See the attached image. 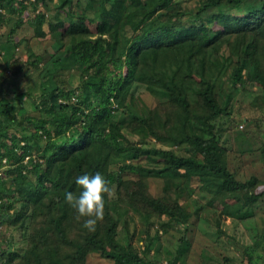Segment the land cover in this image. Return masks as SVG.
Instances as JSON below:
<instances>
[{
  "label": "trees",
  "instance_id": "1",
  "mask_svg": "<svg viewBox=\"0 0 264 264\" xmlns=\"http://www.w3.org/2000/svg\"><path fill=\"white\" fill-rule=\"evenodd\" d=\"M34 1L0 0V10L7 7L19 13L6 39L31 20L38 28L36 36L47 32L55 43L67 38L70 44L63 51H55L47 61L39 52L27 55L32 68L44 64L41 75L45 106L29 94L10 96L4 87L7 74L0 70V116L24 122L25 127L35 126L26 135H19L18 129L13 134L0 132L4 137L0 140V226L29 231L23 253L15 248H0V264H88L93 251L115 257L123 264H156L155 260L141 259L131 242L124 246L117 240L118 221L107 209L109 196L105 197L104 222L94 232L83 229L75 233L77 223L83 224L85 218L77 219L75 211L65 203V193H78L75 178L85 172L99 171L117 190L127 184L128 173L168 172L199 187L209 206L218 202L220 210L230 214L252 205L264 194V189L251 191L255 177L247 181L237 178L236 171L226 165L223 147L214 136L188 131L196 122L205 126L225 112L217 98L213 73L206 75L205 61L197 59L216 51L229 36H236L238 50L234 82L250 78L264 88V51L259 42V37L264 38V0L259 6L244 9L243 0H198L196 11L186 17L189 24H182V15L177 13L181 0H100V11L95 10L94 0H87L77 21L72 22L60 17L50 20L44 11L29 14L30 4L35 10L41 3ZM76 4L81 5L79 0ZM66 5V0H59L58 11ZM45 23L47 31L42 27ZM248 34L254 36L249 43ZM212 64L216 66L215 61ZM72 65L80 69V83L67 86L66 80L60 79L58 84L56 76ZM193 80L199 87L191 97ZM140 88L164 94L173 106L161 126L166 136L191 145L202 154V160L185 150L145 148L121 141L123 132L114 119L115 112L119 108L130 112ZM171 119L174 132L176 126L181 128L178 135L166 127ZM152 132L157 135L154 129ZM96 148L114 154L129 152L132 158L159 163L162 168L123 163L118 170L106 173L105 161L92 158ZM241 192L245 199L239 203L228 202L224 196ZM139 196L153 211L185 224L179 242L191 239L189 232L196 223L192 212L180 203ZM41 216L44 222L36 226Z\"/></svg>",
  "mask_w": 264,
  "mask_h": 264
},
{
  "label": "rangeland",
  "instance_id": "2",
  "mask_svg": "<svg viewBox=\"0 0 264 264\" xmlns=\"http://www.w3.org/2000/svg\"><path fill=\"white\" fill-rule=\"evenodd\" d=\"M34 1V0H29ZM41 3L35 10L30 4L29 14L44 11L47 18L56 21L57 17L69 22L77 21L87 0H66V7L58 11L59 0H37ZM262 0H243L242 8L251 5L259 6ZM35 2V1H34ZM198 0H181L177 13L182 15V24H189L186 17L196 11ZM95 10H101L100 0H94ZM94 8L92 10L94 12ZM0 20V70L6 72V92L13 97L15 93H25L40 99L42 106L47 104L42 99V75L44 64L38 69L32 68L27 62L31 51L42 53L44 61L58 50L69 47L68 39L54 42V38L46 32L45 36H36L38 28L27 20L22 23L14 35L6 39L7 31L14 25L18 12L1 8ZM45 31L48 25L43 26ZM256 37V36H255ZM258 39V37H256ZM235 35L229 36L219 44L217 50L205 53L199 60L205 61V73H213L216 93L219 103L225 112L209 121L205 126L195 123L189 127L190 134L202 133L214 136L223 147V157L226 165L236 171L237 178L247 181L256 178V184L250 189L257 192L264 189V88L255 80L246 79L243 83L233 80L234 67L238 55L235 48ZM246 42L254 39L248 34ZM259 42L264 51V38ZM245 46V45H244ZM57 54V53H55ZM216 62V66L212 62ZM43 65V66H42ZM247 70L246 72H248ZM80 69L77 65L63 70L57 77L66 80L67 86H77L80 83ZM190 95L199 87L196 80L191 82ZM173 110L164 94L160 91L150 92L140 88L130 105V112L119 108L114 119L121 124L123 143H131L145 148L162 147L176 151L185 150L188 154L202 160V154L189 144H181L177 139L166 136L162 122L166 114ZM140 118H132L130 114ZM166 127L174 132V119ZM204 128V130L202 129ZM18 129L19 135H26L35 130L30 124L17 122L5 115L0 116V132L11 133ZM157 132V135L152 132ZM181 130L176 126L175 135ZM0 136V140L3 139ZM25 138V137H24ZM27 139V137L25 138ZM36 155V152H34ZM36 158V157H35ZM93 159L105 161L104 171L118 170L123 163L141 164L143 168H162L159 163L146 161L143 158H132L129 152L114 154L105 148L93 150ZM1 172V169H0ZM127 184L119 190L113 187L114 196H109L107 209L117 219V240L124 246L131 242L134 250L143 260H155L156 264H264V194L250 206L243 207L235 214L220 210L221 205L209 206L204 195L194 184L182 181L168 172L159 175H139L134 172L125 175ZM143 186V187H141ZM146 194L167 203H180L186 210L196 216L193 231L189 232L186 242H179L178 237L184 233L185 224L168 214L153 211L139 196ZM208 194V193H207ZM228 202H242L245 193H227L224 195ZM222 199L221 195L217 196ZM235 206V205H234ZM105 213V208H104ZM243 215V217L241 216ZM245 215V216H244ZM241 216V217H239ZM80 218L79 220H81ZM105 220L103 216L100 225ZM44 222L43 216L36 221V226ZM83 224L77 223L75 233L82 231ZM28 230L18 226H0V248L17 249L22 253L28 246ZM181 249L179 254L178 250ZM88 264H123L100 251H93L88 256ZM141 264V263H140Z\"/></svg>",
  "mask_w": 264,
  "mask_h": 264
},
{
  "label": "clouds",
  "instance_id": "3",
  "mask_svg": "<svg viewBox=\"0 0 264 264\" xmlns=\"http://www.w3.org/2000/svg\"><path fill=\"white\" fill-rule=\"evenodd\" d=\"M75 184L79 189L78 193H65V203L75 211L77 219L85 218L83 228L94 232L104 216L105 197L114 196V190L99 171L78 175Z\"/></svg>",
  "mask_w": 264,
  "mask_h": 264
}]
</instances>
